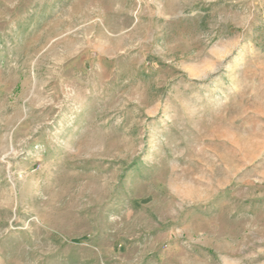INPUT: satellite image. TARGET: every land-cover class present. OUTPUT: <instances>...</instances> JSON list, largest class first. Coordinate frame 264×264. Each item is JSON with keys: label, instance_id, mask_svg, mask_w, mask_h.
<instances>
[{"label": "rangeland", "instance_id": "obj_1", "mask_svg": "<svg viewBox=\"0 0 264 264\" xmlns=\"http://www.w3.org/2000/svg\"><path fill=\"white\" fill-rule=\"evenodd\" d=\"M0 264H264V0H0Z\"/></svg>", "mask_w": 264, "mask_h": 264}]
</instances>
